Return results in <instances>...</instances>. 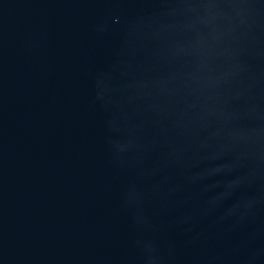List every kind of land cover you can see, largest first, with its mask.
<instances>
[{"label":"water","instance_id":"95a60500","mask_svg":"<svg viewBox=\"0 0 264 264\" xmlns=\"http://www.w3.org/2000/svg\"><path fill=\"white\" fill-rule=\"evenodd\" d=\"M0 264H264V0H0Z\"/></svg>","mask_w":264,"mask_h":264}]
</instances>
